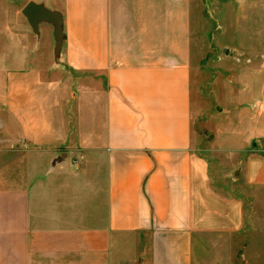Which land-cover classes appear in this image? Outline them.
<instances>
[{
  "label": "crops",
  "instance_id": "1",
  "mask_svg": "<svg viewBox=\"0 0 264 264\" xmlns=\"http://www.w3.org/2000/svg\"><path fill=\"white\" fill-rule=\"evenodd\" d=\"M5 1L0 264H231L243 201L193 143L195 0ZM29 2L59 14L57 54ZM252 49L216 142L264 191V39Z\"/></svg>",
  "mask_w": 264,
  "mask_h": 264
},
{
  "label": "rangeland",
  "instance_id": "2",
  "mask_svg": "<svg viewBox=\"0 0 264 264\" xmlns=\"http://www.w3.org/2000/svg\"><path fill=\"white\" fill-rule=\"evenodd\" d=\"M16 5L0 0V12ZM192 13L198 52L191 77L193 143L206 157L214 185L243 201L231 264H264V191L245 185L235 172L236 158L216 142L234 118L236 76L251 64L252 47L263 45L264 0H195Z\"/></svg>",
  "mask_w": 264,
  "mask_h": 264
},
{
  "label": "water",
  "instance_id": "3",
  "mask_svg": "<svg viewBox=\"0 0 264 264\" xmlns=\"http://www.w3.org/2000/svg\"><path fill=\"white\" fill-rule=\"evenodd\" d=\"M22 14L27 18L31 28L37 29V25L41 21L50 22L54 25V38H55V53L57 54L61 45V20L56 11H51L44 8L40 4L33 2L27 3L23 9Z\"/></svg>",
  "mask_w": 264,
  "mask_h": 264
},
{
  "label": "built area",
  "instance_id": "4",
  "mask_svg": "<svg viewBox=\"0 0 264 264\" xmlns=\"http://www.w3.org/2000/svg\"><path fill=\"white\" fill-rule=\"evenodd\" d=\"M71 165H72L75 169H77V168H78V165H79L78 160H77V159L72 160Z\"/></svg>",
  "mask_w": 264,
  "mask_h": 264
}]
</instances>
